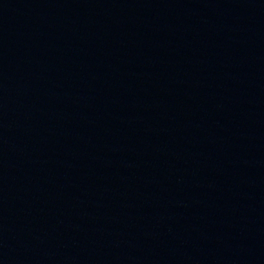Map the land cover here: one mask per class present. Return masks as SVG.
Instances as JSON below:
<instances>
[{
  "label": "water",
  "instance_id": "95a60500",
  "mask_svg": "<svg viewBox=\"0 0 264 264\" xmlns=\"http://www.w3.org/2000/svg\"><path fill=\"white\" fill-rule=\"evenodd\" d=\"M0 264H264V0H0Z\"/></svg>",
  "mask_w": 264,
  "mask_h": 264
}]
</instances>
